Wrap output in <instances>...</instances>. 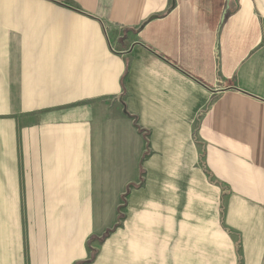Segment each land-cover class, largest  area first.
I'll return each instance as SVG.
<instances>
[{
  "label": "crops",
  "instance_id": "obj_1",
  "mask_svg": "<svg viewBox=\"0 0 264 264\" xmlns=\"http://www.w3.org/2000/svg\"><path fill=\"white\" fill-rule=\"evenodd\" d=\"M0 264H264V0H0Z\"/></svg>",
  "mask_w": 264,
  "mask_h": 264
}]
</instances>
